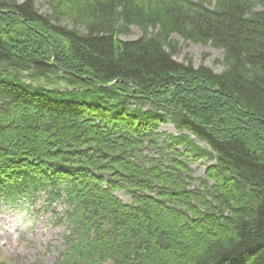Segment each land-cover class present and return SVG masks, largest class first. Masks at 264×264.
Instances as JSON below:
<instances>
[{"label": "trees", "instance_id": "1", "mask_svg": "<svg viewBox=\"0 0 264 264\" xmlns=\"http://www.w3.org/2000/svg\"><path fill=\"white\" fill-rule=\"evenodd\" d=\"M43 193L55 264H264V0H0V210Z\"/></svg>", "mask_w": 264, "mask_h": 264}, {"label": "rangeland", "instance_id": "2", "mask_svg": "<svg viewBox=\"0 0 264 264\" xmlns=\"http://www.w3.org/2000/svg\"><path fill=\"white\" fill-rule=\"evenodd\" d=\"M196 1V0H195ZM42 11H46L43 8ZM141 36L137 28L132 29V35L124 37L136 39ZM182 52L177 57L179 62L191 61L195 68L204 64L216 72L223 70L220 64L223 51L212 46H203L184 42L179 38ZM170 134L178 135L174 125L168 124L160 128ZM171 150H164L160 154L170 157ZM155 152H145L146 157ZM206 162L192 165L195 176H202L206 171ZM117 196L125 203L131 204V196L125 192H118ZM52 206L50 207L49 205ZM68 208L64 201L47 200L46 193L34 200L29 196L21 198L14 207L2 206L0 210V257L20 259L24 264H55L60 255L66 250L64 237L68 234L69 221L64 217ZM62 219L60 222L59 220Z\"/></svg>", "mask_w": 264, "mask_h": 264}]
</instances>
